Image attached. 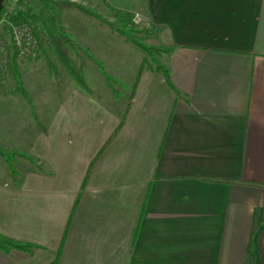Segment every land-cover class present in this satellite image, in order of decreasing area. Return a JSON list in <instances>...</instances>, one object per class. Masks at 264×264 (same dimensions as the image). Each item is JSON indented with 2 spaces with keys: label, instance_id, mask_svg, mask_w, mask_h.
<instances>
[{
  "label": "crops",
  "instance_id": "crops-1",
  "mask_svg": "<svg viewBox=\"0 0 264 264\" xmlns=\"http://www.w3.org/2000/svg\"><path fill=\"white\" fill-rule=\"evenodd\" d=\"M138 2L166 73L121 112L70 81L36 100L0 179V234L29 245L0 264H264V0Z\"/></svg>",
  "mask_w": 264,
  "mask_h": 264
},
{
  "label": "rangeland",
  "instance_id": "rangeland-1",
  "mask_svg": "<svg viewBox=\"0 0 264 264\" xmlns=\"http://www.w3.org/2000/svg\"><path fill=\"white\" fill-rule=\"evenodd\" d=\"M115 7L130 10L134 24L122 23L114 14ZM142 12L138 0H19L16 3L8 19L28 22L35 34L39 38L45 35L46 40H39L37 48L27 55L18 57L11 51L6 68L0 70V150L7 154L0 153V179L11 181L9 177L15 170L22 171L30 166L29 158L18 149L33 142L29 130L34 128V114L40 107L36 100L49 96L56 91L55 87L66 81L79 86L53 53L48 31L72 46L80 62L85 91L108 107H118L121 112L141 58L130 40L149 45L146 39L153 29ZM2 13L3 10L0 11V36L6 38L9 20H2ZM76 19L79 20L76 21L78 29L74 27L72 30L70 23ZM83 19L93 27L98 24L100 39L94 36L98 42H84L79 37L72 40L73 35L80 33ZM97 44L98 48L94 46ZM161 53L154 52L159 61ZM25 130L28 131L26 134L23 133ZM3 132L5 137L1 136ZM6 158L13 170H10Z\"/></svg>",
  "mask_w": 264,
  "mask_h": 264
},
{
  "label": "trees",
  "instance_id": "trees-1",
  "mask_svg": "<svg viewBox=\"0 0 264 264\" xmlns=\"http://www.w3.org/2000/svg\"><path fill=\"white\" fill-rule=\"evenodd\" d=\"M5 2L6 0L1 1L0 11L3 9ZM113 10H114L115 16L122 23H124L125 25L134 24L132 21L133 13L130 10L124 9V8H118V7L113 8ZM48 33L50 36V46L53 49V53L55 54V56L61 63V66L66 70L67 74L79 84L80 88L85 90L86 87L81 81V78H82L81 68H80L77 58L72 54V46L68 42L62 40V38L55 37L53 34H51L50 31H48ZM130 44L136 47L141 54L140 62L138 64V71L143 66H146L150 69L166 73L167 71L166 67L154 56V52L166 51L165 48H161V47L151 45V44L148 45V44H145L143 42H140L134 39L130 40ZM148 56H150V59L148 58ZM164 76L167 77V75L165 74ZM0 153L2 155L7 156V154L5 152H2L1 150H0ZM5 160L8 162L10 170H13V167L10 164V161H8V158H6ZM143 204L144 202L141 205V210H142ZM3 243L12 245L14 247H20V248H24L29 245L25 243L16 242L0 234V247H3ZM57 255H58V252L55 258L49 264H52L56 261Z\"/></svg>",
  "mask_w": 264,
  "mask_h": 264
},
{
  "label": "built area",
  "instance_id": "built-area-1",
  "mask_svg": "<svg viewBox=\"0 0 264 264\" xmlns=\"http://www.w3.org/2000/svg\"><path fill=\"white\" fill-rule=\"evenodd\" d=\"M19 0H7L4 5L2 20H9V13ZM8 36L3 38L0 36V70H4L7 65L8 56L11 51L13 55L20 57L31 53L39 45V40L45 41L46 36H37L33 31L31 25L24 20H9ZM9 47L11 50H9Z\"/></svg>",
  "mask_w": 264,
  "mask_h": 264
},
{
  "label": "water",
  "instance_id": "water-1",
  "mask_svg": "<svg viewBox=\"0 0 264 264\" xmlns=\"http://www.w3.org/2000/svg\"><path fill=\"white\" fill-rule=\"evenodd\" d=\"M1 1H2V0H0V8H1Z\"/></svg>",
  "mask_w": 264,
  "mask_h": 264
}]
</instances>
